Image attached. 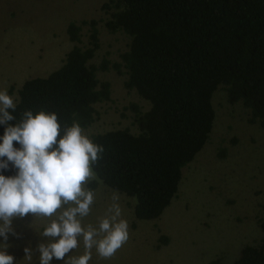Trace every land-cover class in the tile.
I'll return each mask as SVG.
<instances>
[{
	"label": "trees",
	"instance_id": "1",
	"mask_svg": "<svg viewBox=\"0 0 264 264\" xmlns=\"http://www.w3.org/2000/svg\"><path fill=\"white\" fill-rule=\"evenodd\" d=\"M103 7L109 32L130 40L120 60L92 61L101 46L97 21H71L67 32L75 46L57 69L23 82L14 114L46 109L86 130L98 118L97 106L111 100V82L99 73L125 74V87L150 108L133 105L135 132L126 127L90 135L104 152L93 165L97 179L86 187L125 194L134 200L136 220H156L177 196L183 169L211 139L218 89L248 110L250 123L264 126V0H108ZM84 24L91 25L89 41L79 46ZM4 131L0 125V136ZM228 152L222 146L217 157ZM0 173L16 170L10 165ZM232 264H264V235L243 245Z\"/></svg>",
	"mask_w": 264,
	"mask_h": 264
},
{
	"label": "rangeland",
	"instance_id": "2",
	"mask_svg": "<svg viewBox=\"0 0 264 264\" xmlns=\"http://www.w3.org/2000/svg\"><path fill=\"white\" fill-rule=\"evenodd\" d=\"M107 1L0 0V89L7 88L15 100L25 80L57 69L76 44L67 32L71 21H97L101 46L92 61L120 60L130 40L121 32H109V14L103 7ZM81 26L77 45L86 46L91 25ZM98 76L111 82V100L97 106L98 118L85 131L91 135L127 127L135 132L133 105L145 111L150 103L125 87V74L110 69ZM212 103L216 117L211 139L183 169L177 196L160 218L136 220L133 198L105 185L94 190L95 201L90 214L81 218L82 226L98 229L101 219L110 216L113 192H118L129 240L110 259L100 258L93 249L89 264H210L218 258L221 264H232L243 245L264 235V126L250 123L248 110L229 103L222 89L214 93ZM222 146L229 151L223 160L217 157ZM70 206L75 205H62L50 218L29 214L13 220L17 235L9 234L7 251L16 264H29L24 259L29 246L34 251L31 264H39L37 244L58 239L44 237L43 229ZM78 242L74 256L84 252L82 236ZM51 264L63 261L53 258Z\"/></svg>",
	"mask_w": 264,
	"mask_h": 264
},
{
	"label": "clouds",
	"instance_id": "3",
	"mask_svg": "<svg viewBox=\"0 0 264 264\" xmlns=\"http://www.w3.org/2000/svg\"><path fill=\"white\" fill-rule=\"evenodd\" d=\"M16 109L8 89H0V125L5 126L0 136V170L10 165L16 170L13 176L0 173V237L4 241L0 242V264H16L7 251L9 234L17 235L14 219L29 214L50 218L69 202L75 206L66 208L43 229L44 237L58 239L37 244L39 264H51L53 258L63 264H89L93 249L100 258H112L129 240V223L122 217L119 193L113 192L110 216L101 219L98 229L89 225L85 230L81 223L95 201L94 190H86L85 185L97 179L93 165L102 158L103 146L94 142L77 120L61 123L57 112L46 109H27L17 118ZM14 141L19 147H14ZM80 236L84 252L74 256ZM24 253L31 264V246L25 247Z\"/></svg>",
	"mask_w": 264,
	"mask_h": 264
}]
</instances>
